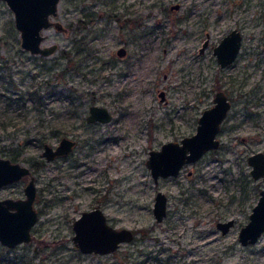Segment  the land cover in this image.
Masks as SVG:
<instances>
[{
  "label": "rangeland",
  "instance_id": "1",
  "mask_svg": "<svg viewBox=\"0 0 264 264\" xmlns=\"http://www.w3.org/2000/svg\"><path fill=\"white\" fill-rule=\"evenodd\" d=\"M52 19L66 29H44L42 45L57 49L31 53L0 0V152L31 168L39 211L30 242L0 243V264H264V232L246 245L238 238L264 188L248 162L264 151V0H60ZM232 28L241 48L221 66L214 46ZM220 89L231 107L219 147L155 182L150 150L196 132ZM91 104L112 119L87 122ZM63 136L77 144L47 160L44 143ZM28 179L0 197H24ZM158 190L168 196L160 222ZM94 207L134 238L109 253L81 251L73 222ZM229 218L223 233L216 224Z\"/></svg>",
  "mask_w": 264,
  "mask_h": 264
},
{
  "label": "water",
  "instance_id": "2",
  "mask_svg": "<svg viewBox=\"0 0 264 264\" xmlns=\"http://www.w3.org/2000/svg\"><path fill=\"white\" fill-rule=\"evenodd\" d=\"M14 13L15 26L20 32L21 46L31 53L49 55L57 49V44L42 45L45 34L42 32L50 26L59 30L66 27L59 20L52 19L59 9L60 0H5ZM176 3L172 9L179 8ZM208 44L206 39L201 51ZM242 44V33L232 28L219 43L214 46V52L221 66L232 63L238 56ZM119 56H124L127 49L121 46L117 49ZM164 97V91H160ZM231 107V100L224 90H218L213 104L203 110L198 118L196 132L178 140L163 142L158 149H151L146 160L151 174L157 182L160 177L176 176L186 163L196 161L207 151L218 148L220 139L217 134L221 124ZM112 114L104 105L91 104L87 121L111 120ZM76 140L63 136L57 145L44 143L42 151L47 160L71 152ZM252 165L251 174L254 178L264 176V151H257L248 156ZM25 175L29 179L24 186V197H0V243L7 247H15L21 243H28L33 239L32 227L39 218V211L35 206L37 185L35 175L29 166L14 161L0 152V188L6 184L19 181ZM168 196L162 190L155 195L153 213L158 222L167 215ZM249 221L241 226L238 234L239 241L246 245L256 242L264 232V188L249 215ZM235 223L234 218L220 220L217 227L226 233ZM74 243L83 252L109 253L121 245L131 241L135 233L128 227H116L108 220L107 214L101 207L86 209L73 222Z\"/></svg>",
  "mask_w": 264,
  "mask_h": 264
},
{
  "label": "flooded vegetation",
  "instance_id": "3",
  "mask_svg": "<svg viewBox=\"0 0 264 264\" xmlns=\"http://www.w3.org/2000/svg\"><path fill=\"white\" fill-rule=\"evenodd\" d=\"M174 4H176V3H174ZM179 4H180V3H179ZM172 5H173V4H172ZM172 5H171V6H172ZM171 6H170V9L173 10V11H174V10H178V9L180 8V7H179V8H176V9H172ZM205 40H206V39H205ZM203 43H204V42H203ZM126 49H127V48H126ZM126 54H127V53H126ZM124 56H125V55H124ZM121 57H122V56H121ZM159 94H160V92H159ZM228 98H229V97H228ZM98 105H99V104H98ZM89 108H90V107H89ZM88 114H89V113H88ZM88 114H87V115H88ZM111 114H112V113H111ZM111 119H112V118H111ZM86 121H87V116H86ZM97 121H99V120H97ZM109 121H110V120H109ZM87 122H88V121H87ZM93 122H96V121H93ZM101 122H102V121H101ZM67 137H68V136H67ZM69 138H70V137H69ZM72 139H73V138H72ZM220 143H221V140H220ZM57 144H58V143H57ZM57 144H56V145H57ZM76 144H77V141H76ZM76 144H75V145H76ZM43 146H44V145H43ZM74 147H75V146H74ZM72 150H73V149H72ZM72 150H71V151H72ZM69 153H70V152H69ZM69 153H68V154H69ZM65 155H67V154H65ZM61 156H64V155L57 156V157H55L54 159H56V158H58V157H61ZM10 158H11V157H10ZM45 158H46V157H45ZM52 160H53V159H52ZM14 161H17V160H14ZM49 161H50V160H49ZM107 217H108V216H107ZM108 220H109V219H108Z\"/></svg>",
  "mask_w": 264,
  "mask_h": 264
},
{
  "label": "trees",
  "instance_id": "4",
  "mask_svg": "<svg viewBox=\"0 0 264 264\" xmlns=\"http://www.w3.org/2000/svg\"><path fill=\"white\" fill-rule=\"evenodd\" d=\"M114 16L118 17V15H117V14H114ZM66 56H67V55H66ZM16 157H17V155H14V156H12V157H11V159H12V160H17V158H16Z\"/></svg>",
  "mask_w": 264,
  "mask_h": 264
}]
</instances>
